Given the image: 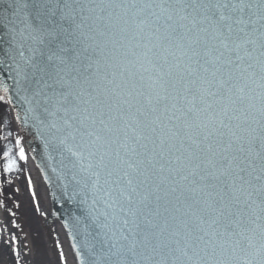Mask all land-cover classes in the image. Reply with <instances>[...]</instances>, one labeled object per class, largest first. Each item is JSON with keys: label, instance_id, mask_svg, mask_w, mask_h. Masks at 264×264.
<instances>
[{"label": "snow or ice", "instance_id": "6c2138e0", "mask_svg": "<svg viewBox=\"0 0 264 264\" xmlns=\"http://www.w3.org/2000/svg\"><path fill=\"white\" fill-rule=\"evenodd\" d=\"M36 151L76 264H264V0H0V186Z\"/></svg>", "mask_w": 264, "mask_h": 264}, {"label": "bare ground", "instance_id": "6f19581e", "mask_svg": "<svg viewBox=\"0 0 264 264\" xmlns=\"http://www.w3.org/2000/svg\"><path fill=\"white\" fill-rule=\"evenodd\" d=\"M29 178L30 173L27 162L22 173L13 176L10 187L7 185L0 186L3 188V191L0 192V200H4L6 204V209L5 207H0V234H2L0 235V264H11L6 256H10L12 252L6 241L10 240L12 235L18 238L17 244L12 245V247L19 249L21 253L20 257L27 255V253L31 254L35 252L36 247L33 246L32 243L36 239L34 232L37 228L41 232L43 231L42 233L46 241L45 247L53 260L54 249L45 217L40 210L36 212L34 209L37 208L33 207V205L32 207L34 209L31 208L30 211L28 210V195L31 199V203L32 201L34 202L32 189V196L31 193H28ZM28 213H31L29 216L30 220H28ZM12 221H15L17 227H12ZM4 244L6 246H4ZM25 244L27 248L23 246ZM13 254L15 255V253ZM32 255L35 254L32 253Z\"/></svg>", "mask_w": 264, "mask_h": 264}, {"label": "water", "instance_id": "95a60500", "mask_svg": "<svg viewBox=\"0 0 264 264\" xmlns=\"http://www.w3.org/2000/svg\"><path fill=\"white\" fill-rule=\"evenodd\" d=\"M29 140L31 141V139ZM33 143L35 144V142ZM28 155H29L28 166H29L30 179L32 181L31 186H32L33 200L35 204L39 206L41 213L45 217L48 231H49L50 238H51V242H52L53 249H54L52 264H59L58 257L61 251H63L65 255L67 256L68 264H75V261L73 259V254L70 250L67 236H66V233L64 231L62 224L57 220V218H54L49 214L51 212V206L49 202L47 187L43 183V179L39 173V170L34 164L32 157L30 156L29 153ZM38 155L42 160H44V163L47 166L55 169L56 171V175H54V178L55 177L57 178L53 184V186L55 187L53 204H55V211L62 213V215H64V211L68 207V205L65 204L62 198V195H61L62 184L67 182L69 179H71L70 174L68 175L64 174L66 172L64 164H66L67 162L65 161L64 163H61L60 158L55 157L54 154H53L54 156L53 159L46 158L39 151H38ZM72 242L74 244V243H77L78 240L72 239Z\"/></svg>", "mask_w": 264, "mask_h": 264}, {"label": "rangeland", "instance_id": "374dc122", "mask_svg": "<svg viewBox=\"0 0 264 264\" xmlns=\"http://www.w3.org/2000/svg\"><path fill=\"white\" fill-rule=\"evenodd\" d=\"M31 189L32 188H29V186H28V193L29 194L31 193ZM31 196H32V193H31ZM32 205H33V207L37 208V205L35 204V202L32 201V203H31V199L28 195V208H29L28 210L29 211L31 210V208H33ZM34 210L37 212L36 209H34ZM30 215H31V213H28V220H30V218H29ZM36 231H38V232H36ZM42 232L40 230H38V228L34 232L36 239L33 241L32 244H33V246L36 247L35 248L36 251L32 252V253H34L35 255H32V253L31 254L27 253V255H23L22 257L19 258L20 264H52L53 260H52L51 256L49 255V252L47 251V249L45 247L46 241H45V237H44ZM41 237H42V239H41ZM4 246H6V245L4 244ZM6 257L8 258V260L11 264H16L17 257H16V255L13 254V252H12V254H10V256H6Z\"/></svg>", "mask_w": 264, "mask_h": 264}]
</instances>
